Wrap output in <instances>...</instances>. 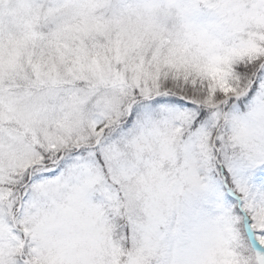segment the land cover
<instances>
[{
	"label": "snow or ice",
	"instance_id": "6c2138e0",
	"mask_svg": "<svg viewBox=\"0 0 264 264\" xmlns=\"http://www.w3.org/2000/svg\"><path fill=\"white\" fill-rule=\"evenodd\" d=\"M0 264H264V0H0Z\"/></svg>",
	"mask_w": 264,
	"mask_h": 264
}]
</instances>
